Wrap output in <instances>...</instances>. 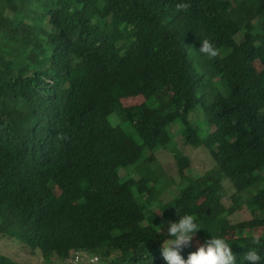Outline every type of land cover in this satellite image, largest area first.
Segmentation results:
<instances>
[{"label":"trees","instance_id":"trees-1","mask_svg":"<svg viewBox=\"0 0 264 264\" xmlns=\"http://www.w3.org/2000/svg\"><path fill=\"white\" fill-rule=\"evenodd\" d=\"M204 39L216 58L199 51ZM197 109L213 126L205 135L189 119ZM176 121L215 166L196 179L180 159L187 184L158 213L154 169L136 179L119 168L155 163ZM260 181L264 0H0V231L56 263L83 252L95 264H167L166 222L191 214L203 227L193 240L222 237L237 264L251 248L264 261V236L250 241L264 226ZM245 203L251 219L232 222Z\"/></svg>","mask_w":264,"mask_h":264},{"label":"rangeland","instance_id":"rangeland-1","mask_svg":"<svg viewBox=\"0 0 264 264\" xmlns=\"http://www.w3.org/2000/svg\"><path fill=\"white\" fill-rule=\"evenodd\" d=\"M258 70H261L260 63L256 64ZM142 102L141 98L135 99H125V105H133L135 103ZM189 119L191 120L193 126L200 132L201 135L207 134L210 130H213V126L206 123L204 120V115L200 109L194 110L190 113ZM177 127V128H176ZM180 130H177L179 129ZM172 129L174 131V139L171 141L170 145L165 148L160 149L156 156L155 163H140L139 165H130L127 167H120L119 172L123 175L127 174L128 177H134L136 179L151 176L149 174L151 168L154 169V175L156 182L155 192L159 193L155 199V202L151 206V210L160 212V202H166L167 200L176 196L180 188L184 187L187 183L179 173V161L182 158L189 159L190 164L185 169V173L189 174L196 179H201V177L215 166V161L210 153V151L205 147H195L191 144H187L184 139V133L181 131V124L176 121L172 124ZM182 134H181V133ZM156 170V172H155ZM160 181V182H158ZM260 186L264 184L263 181L258 183ZM227 193L224 198V203L226 206L232 204L230 194L233 189L227 184ZM57 193H60L58 188H55ZM252 214L245 203L240 210L236 211L230 218L234 223L251 219ZM14 229H9L7 231H0V254L6 255L12 258L18 264H66V262H55V257L45 258L42 257L38 250L27 247L20 239L17 233L11 234ZM16 231V230H15ZM164 232V231H163ZM256 234H261L264 236V226L257 227L253 229ZM202 243L199 240H193L191 246L184 247L182 249H197ZM93 253L86 254L81 257L80 264H90V258Z\"/></svg>","mask_w":264,"mask_h":264},{"label":"clouds","instance_id":"clouds-1","mask_svg":"<svg viewBox=\"0 0 264 264\" xmlns=\"http://www.w3.org/2000/svg\"><path fill=\"white\" fill-rule=\"evenodd\" d=\"M190 7L191 4L188 2L176 4L178 10L187 11ZM199 51L209 58H216L219 55V49L208 39L202 41ZM59 138L63 139L64 137L61 135ZM177 212L180 214L178 209ZM196 221L197 217L195 215L184 214L180 216L178 222L171 220L166 222L168 225L167 235L170 238L166 239L162 244L161 254L164 260L167 261V264H237V257L233 253L230 244L224 238L212 235L211 239H207L204 244L200 245L198 251L191 253L187 260L180 255V250L191 246L198 231L203 229L202 225ZM162 228L163 225L161 230ZM244 236L248 237V233L245 232ZM250 241L252 245L260 246L261 236L253 233ZM245 259L248 261V264H260V262H264L254 248H251L247 252ZM68 260H66V264H69Z\"/></svg>","mask_w":264,"mask_h":264},{"label":"built area","instance_id":"built-area-1","mask_svg":"<svg viewBox=\"0 0 264 264\" xmlns=\"http://www.w3.org/2000/svg\"><path fill=\"white\" fill-rule=\"evenodd\" d=\"M86 254L83 252H74V254L71 256V258L68 260L69 264H79L81 261V257H84ZM98 258L96 256H92L90 258V264H95L97 262Z\"/></svg>","mask_w":264,"mask_h":264},{"label":"water","instance_id":"water-1","mask_svg":"<svg viewBox=\"0 0 264 264\" xmlns=\"http://www.w3.org/2000/svg\"><path fill=\"white\" fill-rule=\"evenodd\" d=\"M209 212V211H208Z\"/></svg>","mask_w":264,"mask_h":264}]
</instances>
